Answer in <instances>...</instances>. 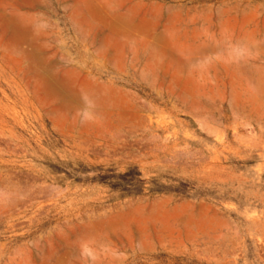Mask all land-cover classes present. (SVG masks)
<instances>
[{
    "label": "rangeland",
    "instance_id": "374dc122",
    "mask_svg": "<svg viewBox=\"0 0 264 264\" xmlns=\"http://www.w3.org/2000/svg\"><path fill=\"white\" fill-rule=\"evenodd\" d=\"M0 264H264V0H0Z\"/></svg>",
    "mask_w": 264,
    "mask_h": 264
},
{
    "label": "bare ground",
    "instance_id": "6f19581e",
    "mask_svg": "<svg viewBox=\"0 0 264 264\" xmlns=\"http://www.w3.org/2000/svg\"><path fill=\"white\" fill-rule=\"evenodd\" d=\"M56 72H57V71H56ZM49 84H50V85H54L55 83H53V82H49ZM37 94H38V93H37ZM197 116H198V115H197ZM8 144H9V143H8ZM24 174H25V172H24ZM16 176H18V172H17V175H16ZM30 176H31V175H30ZM24 177H25V176H24ZM28 181H29V180H28ZM49 185L51 186V184H49ZM52 187H53V186H52ZM56 187H57V186H55V188H56ZM47 188H48V191H49L50 188H49V187H47ZM51 189H52V188H51ZM51 189H50V190H51ZM53 189H54V188H53ZM45 190H46V189H45ZM45 190H43V191H45ZM43 191H42V192H43ZM46 191H47V190H46ZM46 191H45V193L48 192V191H47V192H46ZM51 192H52V191H51ZM38 193H39V192H38ZM38 193H37V194H38ZM57 193H58V192H57ZM43 194H44V193H43ZM47 194H48V193H47ZM36 198H37V197H36ZM106 233H107V232H106ZM107 234H108V233H107ZM143 249H144V247H143ZM145 249H146V247H145Z\"/></svg>",
    "mask_w": 264,
    "mask_h": 264
}]
</instances>
